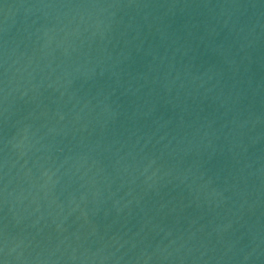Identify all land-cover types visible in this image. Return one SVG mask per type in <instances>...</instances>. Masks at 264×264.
Instances as JSON below:
<instances>
[{
    "label": "water",
    "instance_id": "95a60500",
    "mask_svg": "<svg viewBox=\"0 0 264 264\" xmlns=\"http://www.w3.org/2000/svg\"><path fill=\"white\" fill-rule=\"evenodd\" d=\"M0 264H264V0H0Z\"/></svg>",
    "mask_w": 264,
    "mask_h": 264
}]
</instances>
